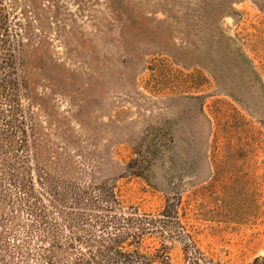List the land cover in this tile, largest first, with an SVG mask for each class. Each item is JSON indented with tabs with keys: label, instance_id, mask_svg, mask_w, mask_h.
<instances>
[{
	"label": "rangeland",
	"instance_id": "1",
	"mask_svg": "<svg viewBox=\"0 0 264 264\" xmlns=\"http://www.w3.org/2000/svg\"><path fill=\"white\" fill-rule=\"evenodd\" d=\"M0 3V264H264V0Z\"/></svg>",
	"mask_w": 264,
	"mask_h": 264
},
{
	"label": "trees",
	"instance_id": "2",
	"mask_svg": "<svg viewBox=\"0 0 264 264\" xmlns=\"http://www.w3.org/2000/svg\"><path fill=\"white\" fill-rule=\"evenodd\" d=\"M1 6L2 4L0 3V26H3L2 30L4 31V29L6 28V19L5 16L2 15ZM4 63L5 66H7L9 70H11L9 59L6 58ZM117 204L118 202L116 200V197L112 193V202L108 204V210L111 212H115L117 209ZM119 220L120 219L118 218L117 214H108L107 220H95V223L91 221V223H94L95 226L101 224V228H103L104 230H106L108 226H113L114 233L109 234L110 236H108L107 238L96 236V234H93V240H85V243L89 248L88 252L82 254L81 256L73 257L68 264H115L118 261L122 264H143L141 261L135 260L134 255H132V253H137L136 250L130 253L125 249V246L134 245L135 239H141L140 235L142 234L138 233V235H135L136 237H133L129 234V232L123 231V226L121 225ZM71 222L73 228L75 223L73 222V220H71ZM91 223L89 225H93ZM72 233L73 234L70 238V240L72 241L70 244V248H74V241H81V239L76 238L75 232ZM55 257V252H52V255L47 257V264H55Z\"/></svg>",
	"mask_w": 264,
	"mask_h": 264
}]
</instances>
